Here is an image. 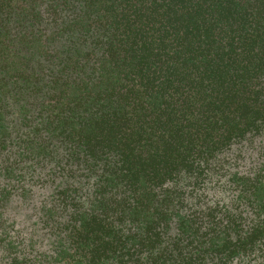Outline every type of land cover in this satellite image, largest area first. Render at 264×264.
<instances>
[{
	"label": "trees",
	"instance_id": "obj_1",
	"mask_svg": "<svg viewBox=\"0 0 264 264\" xmlns=\"http://www.w3.org/2000/svg\"><path fill=\"white\" fill-rule=\"evenodd\" d=\"M0 264H264V0H0Z\"/></svg>",
	"mask_w": 264,
	"mask_h": 264
},
{
	"label": "rangeland",
	"instance_id": "obj_2",
	"mask_svg": "<svg viewBox=\"0 0 264 264\" xmlns=\"http://www.w3.org/2000/svg\"><path fill=\"white\" fill-rule=\"evenodd\" d=\"M223 197L225 199V195ZM230 200H231V196H230V193L228 192V204H229Z\"/></svg>",
	"mask_w": 264,
	"mask_h": 264
}]
</instances>
